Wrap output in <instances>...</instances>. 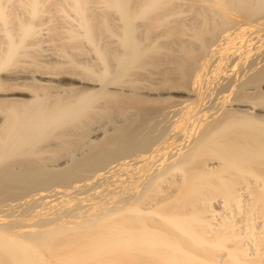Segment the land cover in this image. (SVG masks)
Masks as SVG:
<instances>
[{
  "label": "bare ground",
  "instance_id": "1",
  "mask_svg": "<svg viewBox=\"0 0 264 264\" xmlns=\"http://www.w3.org/2000/svg\"><path fill=\"white\" fill-rule=\"evenodd\" d=\"M0 264H264V0H0Z\"/></svg>",
  "mask_w": 264,
  "mask_h": 264
}]
</instances>
